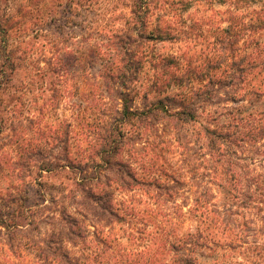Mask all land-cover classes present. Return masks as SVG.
Wrapping results in <instances>:
<instances>
[{
	"label": "trees",
	"instance_id": "1",
	"mask_svg": "<svg viewBox=\"0 0 264 264\" xmlns=\"http://www.w3.org/2000/svg\"><path fill=\"white\" fill-rule=\"evenodd\" d=\"M213 1L228 5L227 27L219 29L215 37V56L205 59L203 68L193 69L197 71L195 78L186 75V80H195L196 86L182 93L149 101L145 92L139 107L133 108L131 93L140 79L142 60L134 51L129 28L110 37L106 44L107 65L93 80L98 81L96 85L108 100L105 103L102 95L93 94V107L98 110L93 120L98 143L91 144L96 147L95 158L70 162H66L68 158L37 159L40 140L28 142L23 121H12L8 114L0 113V142L9 129H14L8 136L13 155L7 168L3 161L6 153L2 152L5 144L0 146L1 178L20 183L6 194L0 193V235L10 248L19 241L17 247L34 254V264H82V258L72 256L68 246L76 248L84 241L89 227L122 220L114 207L113 186L123 194L136 190L143 195L155 193L164 205L180 193L182 179L192 196L183 216L189 228L166 242L169 264H218L226 258H230L229 264H264V0ZM145 5V0H131L132 18L128 23L133 28L137 24L145 26ZM9 29L0 19V97L21 62L5 39ZM76 62L72 53H66L58 63L48 66L68 71ZM50 68L55 71V67ZM50 101H54L53 96ZM206 111L211 121L199 124L196 136H184L183 142L180 127L197 122ZM161 122L175 132L176 145L184 149L181 166L163 162L152 150L148 159L152 174L143 170L139 175L119 159L126 140L124 126L137 123V135L142 136ZM59 126L52 130L55 134ZM61 134L65 137V131ZM68 142L66 133L62 147L66 149ZM145 143L140 152L147 151ZM62 162L76 172L74 188L69 191L75 211L53 214L49 206H42L43 201L30 203L32 185L41 189V200L43 186L37 179L27 186L24 171L32 174L35 168L37 173H50L62 167ZM165 197L166 201L162 199ZM154 244L157 254L163 255L164 243ZM119 264H132V260L127 256Z\"/></svg>",
	"mask_w": 264,
	"mask_h": 264
},
{
	"label": "rangeland",
	"instance_id": "2",
	"mask_svg": "<svg viewBox=\"0 0 264 264\" xmlns=\"http://www.w3.org/2000/svg\"><path fill=\"white\" fill-rule=\"evenodd\" d=\"M130 2L0 0V19L4 21V26L10 28L5 39L9 49L14 51L13 56L21 58L11 83L0 97V113L3 116L8 114L12 121L13 118L23 121L22 130L28 142L40 140L37 159L45 157L65 161L68 158L66 162H70L69 159L95 158L96 147L91 144L98 143L93 123L98 110L93 107L92 99L93 94L102 95L105 99L107 96L100 85H96L98 81L93 80L107 65L106 44L110 37L129 28L134 51L142 60L140 79L131 93L135 99L133 108L139 107L145 92L149 101H154L166 94L182 93L187 87H195L196 81L190 79L188 82L186 75L195 78L197 71L193 69L203 68L205 59L215 56L218 50L215 37L219 29L227 27V4L221 5L213 0H145L146 11L142 17H145V26L137 24L133 28L131 22L128 23L132 18ZM66 53L74 55L76 65L68 71L58 66H54V72L49 71L48 65L58 63V59L65 57ZM54 78L56 80L53 81ZM52 96L54 101L51 102ZM105 103H108L107 99ZM208 111L197 117L198 123H186L180 127L183 142L186 136H196L199 124L210 119ZM163 124L161 122L151 133L142 136L137 135V123L124 126L126 140L119 159L137 170L139 175L143 170L152 174L148 160L152 150L161 156L163 162L181 166L184 149L176 145L175 132ZM57 126L55 134L52 130ZM62 130L65 137L61 134ZM13 131L9 129L3 143L0 142V146L5 144L2 149L6 153L3 158L5 168L13 155L11 145L7 144ZM66 133L69 142L65 149L61 140L66 138ZM143 142L148 144L147 151L140 152ZM63 164L50 173L40 174L35 168H32V174L26 173L27 169L24 171L27 186L35 179L43 186L44 200H41L38 197L41 189L32 185L31 204L43 201L42 206H49L53 214L75 211L69 191L74 188L76 172L71 166ZM16 168L20 166L16 165ZM88 170L90 173L91 170ZM1 176L0 172V193L3 195L11 186L20 185L18 181L10 182ZM165 178L161 177L162 180ZM181 182L180 193L164 205L158 202L155 193L143 195L136 190L123 194L119 189L114 190L113 186L114 207L122 220L109 226L89 227L84 241L76 248L68 246L71 255L82 258V264H119L127 256L132 264H169L166 242L189 228L183 216L192 196ZM217 197L221 199L218 193ZM162 199L166 201L167 197ZM16 242L15 247L10 248L6 238L0 235V264H34V254L17 247L20 242ZM157 242L164 243L163 255L156 252L157 245L154 243ZM227 259L230 258L218 264H229Z\"/></svg>",
	"mask_w": 264,
	"mask_h": 264
}]
</instances>
